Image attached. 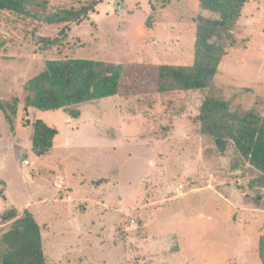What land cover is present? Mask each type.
<instances>
[{
  "label": "rangeland",
  "instance_id": "374dc122",
  "mask_svg": "<svg viewBox=\"0 0 264 264\" xmlns=\"http://www.w3.org/2000/svg\"><path fill=\"white\" fill-rule=\"evenodd\" d=\"M36 1L45 12L87 0ZM200 16L219 17L200 0H100L66 26L0 10V102L12 116L0 109V211L31 212L45 264H264L261 173L231 140L220 152L197 119L207 94L263 112L264 0H247L222 33L208 88L160 94L143 68L191 64ZM66 58L131 64L132 75L118 95L79 105L76 121L26 107L23 83ZM34 119L59 132L41 156ZM10 225L0 219V239Z\"/></svg>",
  "mask_w": 264,
  "mask_h": 264
},
{
  "label": "trees",
  "instance_id": "16d2710c",
  "mask_svg": "<svg viewBox=\"0 0 264 264\" xmlns=\"http://www.w3.org/2000/svg\"><path fill=\"white\" fill-rule=\"evenodd\" d=\"M100 0H87L79 5L60 6L46 10L45 1L0 0V10L31 16L46 25L78 24L93 11ZM247 0H200L204 10L217 13V19L200 16L196 26L191 64L143 65L155 76L156 91L167 94L174 91H198L210 86L225 53L222 33L229 31L238 20ZM29 6L42 8L33 11ZM128 65L89 58L51 59L45 68L23 83L27 93L26 107L42 111L62 109L72 118L80 116L79 105L118 95L128 83L132 72ZM145 66V67H144ZM138 69H142L138 67ZM132 70V69H131ZM6 120L12 116L0 102ZM16 109L12 108L15 115ZM197 119L200 132L210 135L217 149L224 152L229 140L241 158L257 169V181L264 187V110L242 113L230 110L227 100L207 94L199 108ZM58 134L56 127L41 119L33 122L31 150L36 156L48 152ZM2 222L11 225L0 239L3 251L0 264H45L40 226L28 210L18 215L14 208L0 214ZM264 238H261V243Z\"/></svg>",
  "mask_w": 264,
  "mask_h": 264
},
{
  "label": "crops",
  "instance_id": "0c3cea01",
  "mask_svg": "<svg viewBox=\"0 0 264 264\" xmlns=\"http://www.w3.org/2000/svg\"><path fill=\"white\" fill-rule=\"evenodd\" d=\"M31 108H33V107H29V109H31ZM69 117H70V116H69ZM69 117H68V119H70V120L75 119V121H76V118H72V117L69 118ZM34 120H36V119H34ZM34 120H33L32 122H34ZM78 120H79V119H78ZM58 133H59V132H58ZM57 135H58V134H57ZM57 135H56V136H57ZM56 136H55V137H56ZM30 140H31V138H30ZM30 143H31V141H30ZM54 143H55V138H54V140H53V145H55ZM28 162H29V161H28ZM24 163H25V161H24ZM28 164H29V163H28ZM28 164H27V165H28ZM104 178H105V177H104ZM63 179H64V178H63ZM1 180L4 181V179H2V178H1ZM6 196H7V192H6ZM1 199H2V198H1ZM81 200H82V202H86V198H81ZM93 203H94V202H93ZM94 204H95V203H94ZM90 206H91V205H90ZM95 206H96V204H95ZM9 208H12V207H9ZM6 209H7V208H6ZM4 210H5V209H4ZM4 210H3V211H4ZM3 211L1 210V211H0V214H1Z\"/></svg>",
  "mask_w": 264,
  "mask_h": 264
},
{
  "label": "built area",
  "instance_id": "2783aa9c",
  "mask_svg": "<svg viewBox=\"0 0 264 264\" xmlns=\"http://www.w3.org/2000/svg\"><path fill=\"white\" fill-rule=\"evenodd\" d=\"M25 164H28V161H25Z\"/></svg>",
  "mask_w": 264,
  "mask_h": 264
}]
</instances>
